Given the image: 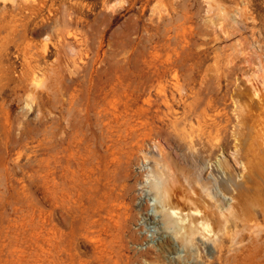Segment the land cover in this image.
Instances as JSON below:
<instances>
[{
    "label": "rangeland",
    "instance_id": "1",
    "mask_svg": "<svg viewBox=\"0 0 264 264\" xmlns=\"http://www.w3.org/2000/svg\"><path fill=\"white\" fill-rule=\"evenodd\" d=\"M263 97L264 0H0V264H264Z\"/></svg>",
    "mask_w": 264,
    "mask_h": 264
},
{
    "label": "bare ground",
    "instance_id": "2",
    "mask_svg": "<svg viewBox=\"0 0 264 264\" xmlns=\"http://www.w3.org/2000/svg\"><path fill=\"white\" fill-rule=\"evenodd\" d=\"M258 94H255V96H257ZM258 98V97H257ZM264 98V97H263ZM259 99V98H258ZM264 100V99H263ZM252 103V102H251ZM246 106V105H245ZM243 109V108H242ZM251 116V115H250ZM249 116V117H250ZM242 118V117H241ZM241 122V121H240ZM244 122H245V120H244ZM261 124V123H260ZM257 125V124H256ZM251 126V125H250ZM259 126V125H258ZM249 129H250V127H249ZM248 130V129H247ZM250 133V132H249ZM242 136V135H241ZM254 136V135H253ZM248 137V136H247ZM263 137V136H262ZM244 138V137H243ZM263 142V141H262ZM256 145V144H255ZM254 152H256V151H254ZM264 152H262V154H263ZM245 157V156H244ZM244 162V161H243ZM253 179V178H252ZM240 184V183H239ZM248 192V191H247ZM164 194H165V192H163ZM167 194V193H166ZM162 195V194H161ZM161 195H158V197H156V199L158 200V207L159 208H161L162 210H163V212L165 211V214H164V217H165V219H166V222L167 223H169V224H171V223H178V224H180L181 226H185V225H189V226H187V229H188V231H189V234H190V232H191V234H192V237H193V235H195L196 233H198L199 234V231H202V230H204V229H206L208 226H207V223L206 222H202L201 220H198V221H195L194 223L191 221V219H189V215H191V216H193V217H198L199 219H200V216L201 215H203V213H199V211H190V209H188L189 211H187V212H182V211H177V210H174V209H172V208H174V207H172V208H170L167 204H165L163 201V203H161V197L159 198V196H161ZM163 196V195H162ZM192 201V200H191ZM190 203V202H189ZM193 204H195V203H193ZM191 205H192V203H191ZM248 205V204H247ZM172 206V205H171ZM191 207V206H190ZM193 207V206H192ZM186 208V207H185ZM194 209H195V207H194ZM185 210H187V209H185ZM191 210H193V208H191ZM201 210H203V209H201ZM203 217V216H202ZM194 218V219H195ZM192 222H190V221ZM194 221V220H193ZM191 224V225H190ZM210 227V226H209ZM209 227H208V229H209ZM207 229V230H208ZM212 229V228H211ZM210 230V229H209ZM203 232H205V231H203ZM201 233V232H200ZM213 233V232H212ZM210 235V234H209ZM208 236V235H207ZM211 236V235H210ZM213 236V235H212ZM195 237V236H194ZM200 237V236H199Z\"/></svg>",
    "mask_w": 264,
    "mask_h": 264
}]
</instances>
